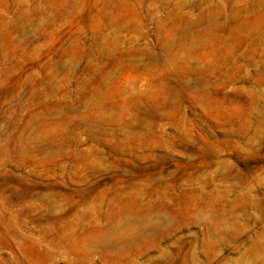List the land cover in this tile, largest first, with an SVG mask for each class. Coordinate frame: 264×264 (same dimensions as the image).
Returning <instances> with one entry per match:
<instances>
[{
	"label": "rangeland",
	"instance_id": "374dc122",
	"mask_svg": "<svg viewBox=\"0 0 264 264\" xmlns=\"http://www.w3.org/2000/svg\"><path fill=\"white\" fill-rule=\"evenodd\" d=\"M0 264H264V0H0Z\"/></svg>",
	"mask_w": 264,
	"mask_h": 264
}]
</instances>
